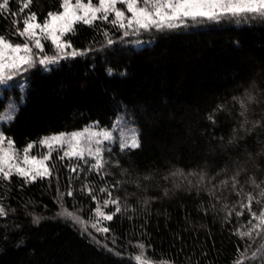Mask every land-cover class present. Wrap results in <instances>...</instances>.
Returning a JSON list of instances; mask_svg holds the SVG:
<instances>
[{"label": "trees", "instance_id": "trees-1", "mask_svg": "<svg viewBox=\"0 0 264 264\" xmlns=\"http://www.w3.org/2000/svg\"><path fill=\"white\" fill-rule=\"evenodd\" d=\"M25 2L9 0L8 11L0 10V36L12 44L30 42L19 35L28 16L43 24L63 4L31 0L21 12ZM107 16L75 22L65 33L67 53L81 54L48 69L37 63L1 90L0 111L10 99L16 111L0 131L21 152L52 134L89 125L109 130L120 121L138 131L141 146L121 150L116 139L103 149L99 172L93 159L52 152L50 176L0 178L7 212L0 217V264H137L141 253L148 264H236L245 250L251 257L264 233L238 232L264 210V196L248 182L264 181V21L185 18L176 28L145 30ZM43 48L45 56H61L49 40ZM101 188L121 207L112 221H101L108 233L89 227L109 199ZM249 193L251 211L241 207ZM103 208L111 214L116 205ZM244 264H264V255Z\"/></svg>", "mask_w": 264, "mask_h": 264}, {"label": "snow or ice", "instance_id": "snow-or-ice-1", "mask_svg": "<svg viewBox=\"0 0 264 264\" xmlns=\"http://www.w3.org/2000/svg\"><path fill=\"white\" fill-rule=\"evenodd\" d=\"M117 2L126 3L127 10L131 12L132 18L128 19L127 25L123 23L124 13L115 8ZM31 0H27V2L23 3L20 11L23 12L24 9L30 7ZM9 0H3L0 3V10L7 12L8 11ZM138 4H143L144 6H138ZM99 7H92L91 0H89V4L85 6L81 0H76L75 5L70 3V0H63L64 12L62 14H53L49 13L50 21H61L66 17H71L72 19L64 26L63 30L59 35L56 34L57 29L51 22H45L44 24L36 23V14L32 13L28 16L27 19L24 20V28L19 32V35L25 36L27 40H32L37 36L36 30L39 29L41 33H46V38H50L52 42L56 45L57 49L61 51L60 57H47L45 56L43 59L39 60L41 65H47L50 63L58 62V59L64 58V56H72L75 57L81 53L77 51H72L71 53H63V49L65 47H71L70 44H65L60 41V36H62L65 32L71 31V23L82 21L85 24H91L94 20H96L97 13L103 11L104 15L99 17L101 19H107V14L109 12H114L116 16V20L113 23L120 22V27H131L135 24L138 28L149 29L150 27H155L157 29L164 28H176L178 27L177 21L180 24L184 23L185 18H190L192 20H197L198 18L207 19V20H219L221 18H237V22H249L251 20H261L264 21V0H99ZM84 8V15H77L76 10ZM89 12L91 16L89 17ZM15 23V21H14ZM111 43V41H109ZM35 47L40 48L42 50V45L40 40L35 39ZM11 53V55L9 54ZM25 53V55H19V53ZM32 52V49L29 47L27 41L23 45H13L8 39L4 36H0V83H5L8 80H12L15 75H17L20 71L26 70L23 69L22 66L27 65L28 67H32V58L29 55ZM111 74V72H110ZM25 85L22 83L20 85L23 88ZM252 97H249L251 100ZM242 112L241 115H245L248 111L247 107L241 101ZM15 107L9 106V108L0 113V123H11L13 117L15 115ZM211 118V117H210ZM245 123L247 120L245 119ZM260 121H256L254 127L260 126ZM91 127V126H90ZM89 135L90 137H95L97 135L103 136L104 140H111L112 135L109 132H100L95 133L91 132L90 128L85 129L84 132H77L70 134V139L72 141H77L85 135ZM138 131L136 129L131 130V135L121 141V150L125 148L136 149L139 148L140 140L138 138ZM65 139V134L61 133L57 136L46 137L39 141L41 144H45L51 146L52 143H60ZM5 143V137L2 133H0V145ZM97 144H100V141H96ZM7 149L0 148V178L4 180H8L10 176L13 174V167H15V173L21 175L26 178V181L31 182L35 179L44 178L51 175V171L48 167H43V170L37 169H27L21 168L19 165H9L8 161L13 159L15 156L14 153V142L11 138H7ZM33 144H29L24 150V163H29L28 152L32 149ZM88 154L95 159V164L92 165V169L99 172V170L103 169L106 161L103 160L101 155V148L97 147L95 152L89 151ZM66 156L69 157H79L83 159V151H76L73 149L72 151L66 152ZM49 157H45L47 160ZM32 163L43 165V161H36L35 158H32ZM5 167H8V171H5ZM73 172L76 171V168L72 169ZM34 173V174H33ZM177 173H173L176 175ZM240 175L238 171L236 175L232 177V187L235 189L239 184L237 177ZM148 179V177H145ZM206 179L204 174L200 176V183H203ZM214 178H208V182L211 183V180ZM250 184L260 189V195L264 196V187H261L264 184V181L257 182L254 178L249 177ZM228 181H220L221 185H227ZM87 187V186H86ZM215 187V186H213ZM108 191L106 188H101L100 192ZM90 195H93V199H96V196L93 192L89 191ZM215 195V192L211 193ZM239 195V193H237ZM67 195L71 196L72 192L69 191ZM109 199L103 202V207H108L109 204L116 205L115 212L111 214L105 213L102 208L98 205L95 209V216L97 217V222L91 227L95 228L96 231L101 233H108L111 231L109 227H99L101 221H112L116 213L121 211L119 198H112L111 191H108ZM249 203L241 204L242 208H247L251 211V202L254 197L251 193L248 194L247 197ZM147 203V202H146ZM231 213H229L230 215ZM7 215L6 210L3 207H0V217H4ZM71 216V213H68ZM237 216L242 215L241 212H236ZM79 219V218H77ZM252 220L257 221V223H252L250 220L251 228L246 232H238L241 237H252L253 232H257L258 234L264 233V210L257 213H252ZM35 223H39V220H34ZM264 240V235L260 237ZM257 251L251 254V257L246 255L247 250L241 253V256L244 258L238 259L236 264H244V260L247 259H255L258 256L264 255V246L256 245ZM143 248V245H141ZM109 251H112L109 249ZM239 251V250H238ZM137 264H148L147 260L143 257V253L136 257Z\"/></svg>", "mask_w": 264, "mask_h": 264}, {"label": "rangeland", "instance_id": "rangeland-1", "mask_svg": "<svg viewBox=\"0 0 264 264\" xmlns=\"http://www.w3.org/2000/svg\"><path fill=\"white\" fill-rule=\"evenodd\" d=\"M81 2L85 6H87L89 4V0H81ZM70 3L72 5H75L76 0H70ZM91 6L92 7H99L100 6L99 5V0H91ZM138 6H142V5H138ZM115 8L117 10H120V11H122L124 13L123 23H125V25H127L128 19L132 18V15L133 14L127 10L126 3L117 2L116 5H115ZM63 12H64V6L62 4V9L59 12L53 13V14H62ZM84 12H85V9L84 8H80V9H77L76 10V14L77 15H81L82 16V15H84ZM108 14H111L113 16V18L116 20V16H115V13L114 12H109ZM103 15H104L103 11L97 13V17H101ZM90 16H91V13L89 12V17ZM71 19H72L71 17H66L64 20L51 22L50 21V17H48L45 22H51V23H53L54 26L57 29L56 34L59 35L60 32L63 30L64 26ZM74 23L75 22L71 23V27H72V25ZM118 23H120V22H118ZM134 26H136V25L133 24L131 26V28H133ZM36 32H37V36L34 39L30 40V42L28 43L29 47L32 49V52L29 55H31L32 65L33 66L36 65L37 63H39V60L40 59H43L45 57V55L42 52V50L44 49L43 48V40H49L52 43V45L55 48V50L57 51V54L58 55L62 54L61 51L57 49L56 45L52 42V40L50 38H46V35H47L46 33H41L39 29H37ZM65 33L62 36H60V41L62 43L67 44L64 41V35H65ZM37 38L41 42L42 50L40 48H36L35 47L34 42H35V39H37ZM13 45H23V44H13ZM62 51H63V53H67V52L71 51V49H70V47H65ZM9 54L11 55L10 52H9ZM19 55H25V53L21 52V53H19ZM50 64H52V63H50ZM49 66H50L49 64L44 65V68L48 69ZM22 67H23V69H26V70L28 68H30L27 65H24ZM26 70L20 71L17 75L14 76V78L12 80H8L5 83H0V94H1V90L3 88H5V87H12L14 85L13 84L14 81H17V80L21 79V77L23 76V74L25 73ZM9 106H14L15 107V101L13 99H10V100L7 101L4 110L3 111H0V113L6 111L9 108ZM1 124L2 123H0V127H1ZM88 128H90V131L91 132H95V133H100V132H104V131L109 132L112 135V139L111 140H104L103 136L97 135L95 137H90L87 134H85L79 140V142L72 141L70 139V134L77 133V132H84V130L85 129H88ZM131 130L132 129H129L122 122L120 124V121H116L115 124H114V126L111 129H109V130H106V129H103V128H99L96 125H89V126L83 128L81 130H78V131L63 133V134H65V139H64L63 142H60V143H52L51 146H48V145L39 143V141H41L42 139H44L46 137L57 136V135H59L61 133L52 134V135L43 137L42 139H40L36 143H31V144H33V147L28 152L29 163H27V164L24 163V152L23 151L17 152V151H15V149H13L14 150V153H15V156H14L13 159H11V160L8 161V164L9 165H12V166L19 165L21 168H24L25 170H27V169H37V168L39 170H43V167H47V160H48V159L45 160L44 158L46 156L49 157V154L52 153V152H56V153L60 154L62 157H65L67 159H76V158H79V157H69V156H66L65 155L66 152L72 151L73 149H75L76 151H83V154H84L83 155V159H93V160H95L92 156H90L88 154L89 151H91V152L94 153L95 150H96V148L97 147H100L101 148V153H102L103 149L106 148L113 141H117L116 139L119 140L118 142H119V144L121 146V141L124 140V139H126V138H128L131 135ZM0 133H1V131H0ZM97 140L100 141V144H97L96 143ZM0 148H3V149H7L8 148L7 138L6 137H5V143L2 144V145H0ZM32 158H35L36 161H43V165L41 166L39 164L32 163L31 162L32 161ZM5 171H8V167H5ZM13 173H15V167H13ZM101 208L105 212V209L103 207H101ZM96 222H97V217L95 216V219H94L93 223L89 225V227L91 229L95 230V231H96V229L93 228V227H91V225L95 224ZM98 226L99 227H102V223L100 222V224ZM159 264H162V263H159Z\"/></svg>", "mask_w": 264, "mask_h": 264}]
</instances>
